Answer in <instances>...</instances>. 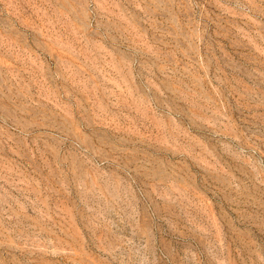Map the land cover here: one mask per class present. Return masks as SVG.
I'll list each match as a JSON object with an SVG mask.
<instances>
[{"label":"rangeland","instance_id":"obj_1","mask_svg":"<svg viewBox=\"0 0 264 264\" xmlns=\"http://www.w3.org/2000/svg\"><path fill=\"white\" fill-rule=\"evenodd\" d=\"M0 264H264V0H0Z\"/></svg>","mask_w":264,"mask_h":264}]
</instances>
